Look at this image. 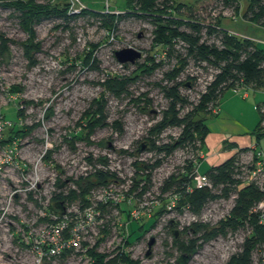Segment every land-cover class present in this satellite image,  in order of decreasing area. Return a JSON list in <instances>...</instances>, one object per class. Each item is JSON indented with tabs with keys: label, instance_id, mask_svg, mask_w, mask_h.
<instances>
[{
	"label": "rangeland",
	"instance_id": "rangeland-1",
	"mask_svg": "<svg viewBox=\"0 0 264 264\" xmlns=\"http://www.w3.org/2000/svg\"><path fill=\"white\" fill-rule=\"evenodd\" d=\"M37 1L41 4H55L60 0ZM80 1L93 12H125V0ZM177 1L195 5L194 12L205 22L221 16L222 27L237 34L253 36L257 38L258 46L264 48V27L242 17L248 7L247 0H238L240 12L236 15L232 9H225L216 0ZM13 15L12 9L0 4V36L11 40L8 44L9 51L4 55L0 51V137L6 132L7 126L4 125L10 124H14L16 128L25 127L29 135L13 148L0 144V264L11 263V259L18 256L20 242L36 243L45 239L42 226L46 221L39 220L40 216L52 214L48 210L52 197L62 195L69 187L75 186L74 182L80 176L93 171L88 157L98 168L106 169L97 162L98 158L105 156L109 165L107 169L126 173L130 169L129 163L139 162V158L145 159L142 163L149 164L155 160V154L148 149V137L162 144L172 141L179 134L176 127H168L157 137L149 134V129L159 121L168 107L162 87L171 84L166 80L165 74L176 64L175 54L174 57H167L165 52L153 49L154 26L149 20L124 17L113 33L108 32L90 15L76 13L70 20H45L35 26V42L40 43V50L33 58L37 65L30 66L22 46L28 39V34L22 30L18 19ZM205 37L210 43L219 44L216 37ZM242 37L247 38L245 35ZM126 48L141 51L142 57L135 63L119 62L115 52ZM175 48L176 52H185L182 41ZM159 52L154 60L159 67L152 74L136 80L130 86L128 95L105 96V113L109 121L107 126L97 129L89 140L65 139L71 133L83 132L80 125L91 112L93 101L100 97L102 87L99 83L104 78L110 75H130L144 62L152 65L151 57ZM87 55L94 59L98 69L80 61ZM214 73L212 66L198 65L192 59L189 61L185 71L177 79L184 81L189 76L195 79L194 86L188 84L180 88L181 95L189 102L181 110V114L196 105L199 94L205 90ZM12 88L19 89L17 95L9 92ZM138 97L146 98L144 108L134 102ZM263 107L264 103L258 107L261 114ZM20 109L23 111L22 117L18 116ZM217 113L212 112V116ZM212 118L207 117L206 121ZM115 121L121 124V130L113 125ZM258 121L259 118L256 122ZM263 124L264 118L261 126ZM261 143L264 144V137L261 138ZM248 149L249 147L245 150ZM191 150L189 146L181 147L163 158L155 174L160 187L156 188L157 185L151 183L145 201L122 203L119 212L109 208L110 213L106 216L89 221L86 224L88 233L82 235V241L94 244L100 229L108 226L109 234L103 250L113 251L124 234L127 235L147 222L166 203L167 212L157 218L155 226L147 230L146 224L144 230L133 234L129 254L131 259L140 261V264H175L176 258L180 256L175 242L188 245L202 234L199 232L195 235L192 230L186 229L198 221H204V225L208 227L216 226L231 213L238 196L232 191L228 198L208 201L199 213H194L189 208L178 210L175 207L177 196L164 194L162 186L169 176L184 173L188 162H193ZM245 150L236 154L239 166L246 161L241 154ZM48 151L52 154L46 158ZM202 159L198 157L199 174L210 168L205 163L200 170ZM240 176L241 170H236L234 177L240 179ZM57 180L62 181L59 186L56 185ZM262 182L264 181H259ZM213 191L219 194V190ZM164 198L167 201H163ZM143 203L145 207L141 209L139 218L132 221L131 212L139 209ZM75 208L79 206L75 205L73 209ZM127 211H130L129 216ZM250 232L248 227H243L209 241L198 238L195 252L187 264H226L232 255L241 251L245 237ZM16 236L20 237V242L15 240ZM150 241L153 244L149 248ZM263 244L264 242L253 251L252 264H258L255 255L259 254ZM59 263L69 264V259L63 257Z\"/></svg>",
	"mask_w": 264,
	"mask_h": 264
},
{
	"label": "trees",
	"instance_id": "trees-1",
	"mask_svg": "<svg viewBox=\"0 0 264 264\" xmlns=\"http://www.w3.org/2000/svg\"><path fill=\"white\" fill-rule=\"evenodd\" d=\"M216 1L222 3L224 8L226 7L225 9H232L235 15L238 11L240 12L238 0ZM247 1L248 7L242 17L258 26L264 27V0ZM0 4L13 10V16L18 19L22 30L28 34V39L22 43V46L30 66L37 65L33 58L34 54L40 50V43L35 42V26L48 19L70 20L76 16V14L69 11V3L66 0H60L55 4L50 2L41 4L37 0H7L0 2ZM194 10L195 5L177 0H125L124 14H116L113 11L93 12L88 9L79 13L90 15L99 21L108 32L112 33L117 30V24L124 17L149 20L154 26L153 49L165 52L167 57H174L175 54L176 64L170 72L165 74L166 80L171 84L162 87L168 100V107L163 111L159 121L149 129V134H155L157 137L168 127L178 128L179 134L172 141L162 144H158L152 137L147 138L148 149L155 154V160L150 164L134 162L136 167L134 185L138 186L142 180H145L147 184L144 186V190L150 188L152 172L161 164L163 158L168 157L178 148L186 146H189L193 151H202L208 134V127L205 123L206 118L212 115V109L218 105L224 92L240 87H248L254 90L264 89V48L258 46L256 42L249 38L230 33V31L222 27L221 16L215 17L211 22H205L196 15ZM205 36L208 38L216 37L219 44L216 42L210 43ZM180 41L185 44L184 53L176 52L175 47ZM10 42V39L0 36V51L2 55L9 51L8 44ZM157 54H160V52L151 57L152 65L144 62L138 65L130 75H110L104 78L99 83L102 87L100 97L93 101L90 108L91 112H89L85 120L83 119L84 121L80 125V129H83V132L80 134L71 133L65 139L67 141H75L78 138L89 140L97 129L107 126L109 121L105 113V96L107 94H113L117 97L128 95L130 86L136 80L146 74H152L159 67L154 62ZM191 59L198 65L206 64L207 66H212L215 69V73L212 80L205 86V90L199 94L196 105H193L190 111L181 114V110H184L189 102L181 95L180 88L188 84L194 86L195 79L190 76L184 81H178L177 79L185 71ZM80 61L87 66H94V69H98L94 59L88 57V55L81 58ZM9 92L17 95L19 89L12 88ZM145 100V97H138L134 102L141 106L140 108H144ZM201 114L204 116L199 117ZM18 116H23L21 109L18 111ZM263 118L264 114L260 113V120L252 132L257 141L264 137V127L261 126ZM113 125L116 129L121 130V124L118 121H115ZM4 126H7L6 132L0 137V144L3 146L9 145L13 148L20 140L29 135L25 127L16 128L14 124ZM46 154H48L46 158H49L48 156L52 153L48 151ZM236 156L220 165L211 167L204 173L208 175L212 188L187 190L192 185L191 173L194 170L192 162H188L189 164L186 165L184 173L179 172L171 175L163 182L162 192L177 196L175 207L178 210L189 208L194 213H199L208 201L220 197L228 198L232 191L238 194L231 213L226 219L220 220L216 226L208 227L207 225L196 224L186 229V231L192 230L195 235L199 232L202 234L201 237H195L188 245L175 242L180 252L175 264H187L195 252L198 238L209 241L219 235L225 236L230 231H236L243 227H248L251 232L245 237L241 251L232 255L226 264H252L253 251L264 242V219L260 221L258 214L252 212V208L258 202L264 200V188L261 189L254 184L244 183L234 177L237 168ZM87 160L92 165L93 171L75 181L79 193L71 190L66 197H62L61 194L55 195L48 205L50 212L56 215L62 214L68 205L75 202L73 200L77 197L81 199V201H78L81 211L93 207V201L88 200L91 191L99 186L107 185L112 180L113 175L109 171L97 168V165L89 157ZM97 162H105V158L100 157ZM56 168L58 169L59 167L56 166ZM144 169L148 170V173L141 172ZM61 183L62 181L60 180L56 181L57 186ZM213 189L219 190V194H216ZM63 199L69 201H62ZM111 204V201L106 203L98 202L95 211L99 210L102 216H106L110 213ZM165 204L159 207L147 219V222L140 224L136 229L128 233V237L124 241L126 246L132 245L133 241L131 238L133 234L144 230L146 224L148 225L147 230L155 226L157 218L167 212ZM100 234L102 237L97 244L89 249L93 264H140V261L131 259L128 253L122 251L121 247L116 248L112 257L109 253L102 254L97 252L98 245L109 234L108 226L102 227ZM64 235L66 237L69 236V230H66ZM15 240L19 241L20 237L16 236ZM43 247L47 249L48 246L43 245Z\"/></svg>",
	"mask_w": 264,
	"mask_h": 264
},
{
	"label": "built area",
	"instance_id": "built-area-1",
	"mask_svg": "<svg viewBox=\"0 0 264 264\" xmlns=\"http://www.w3.org/2000/svg\"><path fill=\"white\" fill-rule=\"evenodd\" d=\"M2 1L7 0H0V2ZM67 2L69 3L68 8L71 13H81L83 10L87 9V7L80 0H67ZM216 107L212 109L213 113L217 111ZM262 113L264 114V107L262 108ZM241 154H243V157L246 158V161L241 163L240 166L238 161H236V170H241L239 180L244 183L257 184L256 186L263 189L264 182L259 183V181H264V154L258 148V144L251 145L248 150L243 151ZM191 156L193 162H190L194 164V170L191 173L192 185L189 186L187 190L190 191L193 188H211L212 184L208 175L204 173L199 174L197 171L198 157L202 159L204 156L203 152L201 150H191ZM103 158H105V162H100L98 164L106 169H100L109 171L113 175V178L107 185L99 186L91 191L88 200L93 201V207L81 211L78 202L81 201V199L80 197H77L73 200L75 202L68 205L62 214H43L42 217L40 216L39 220L46 221L43 223L44 226H42V232L45 239L36 243H28L24 241L20 242L19 240L20 244L18 247V256L12 258L11 263L6 264H60L59 261L63 257H66L67 260L69 259V264H93V259L89 255V249L93 248L97 244L102 235L100 233L98 234L94 244L83 242L82 235L84 233H88L89 229L86 224H89V221L103 217L99 210L95 211L98 202L106 203L107 201H111L112 204L110 208H114L117 212H119V206L122 203L131 204L134 201H145L144 198H146L148 194V190H144V186L147 184L145 180H142L138 186L134 185L136 171L134 162L129 163L130 169L126 171V173H121L120 171L112 172L109 168L107 169V167H109L107 158L105 156H103ZM144 161L145 159L139 158L140 163ZM153 171L155 172L152 176L151 183H155L157 185L156 188H158L160 185H158V179L155 177L157 169H154ZM141 172L148 173V170L144 169ZM74 185L75 186L69 187L64 193H62V197L68 196L71 190L79 193L78 186L75 182ZM140 193H142L141 196ZM63 201L69 200L63 199ZM75 205H78L79 208L73 209ZM256 205L257 206L252 210V212L257 213L259 220L262 221L264 219V213H262L264 212V200L258 202ZM144 207L145 203L141 204L139 209L131 212L133 220L139 218L141 209ZM128 212L130 213V211H127V213ZM72 224L74 225L71 226ZM66 230H69V236L67 237L64 235ZM107 236L98 245L97 252L102 254L109 253L111 254V257L114 255L117 247H121V250L125 253L129 254L131 252V246H126L124 244L128 234H124L118 243V246L113 251L105 252L103 248L106 246L107 242L105 243V240L107 239ZM43 245L48 246L47 249H44ZM255 257H257L256 261L258 264H264V244L259 254L255 255Z\"/></svg>",
	"mask_w": 264,
	"mask_h": 264
},
{
	"label": "crops",
	"instance_id": "crops-1",
	"mask_svg": "<svg viewBox=\"0 0 264 264\" xmlns=\"http://www.w3.org/2000/svg\"><path fill=\"white\" fill-rule=\"evenodd\" d=\"M227 30L236 35L253 38L252 40L258 43L257 38L253 36L237 34L229 28ZM227 91L216 107L218 113L209 116L213 118L208 122L205 121L208 134L202 148L204 156L199 166L200 170L205 163L210 168L220 165L253 144H258V148L264 154V144H260L261 139L257 141L252 133L258 124L257 119L260 120L258 107L264 103V89L240 87Z\"/></svg>",
	"mask_w": 264,
	"mask_h": 264
},
{
	"label": "water",
	"instance_id": "water-1",
	"mask_svg": "<svg viewBox=\"0 0 264 264\" xmlns=\"http://www.w3.org/2000/svg\"><path fill=\"white\" fill-rule=\"evenodd\" d=\"M117 60L121 63H135L136 60L142 57V52L134 48H126L115 52ZM153 244V241H150L148 246L149 248ZM149 255V252L147 253Z\"/></svg>",
	"mask_w": 264,
	"mask_h": 264
},
{
	"label": "bare ground",
	"instance_id": "bare-ground-1",
	"mask_svg": "<svg viewBox=\"0 0 264 264\" xmlns=\"http://www.w3.org/2000/svg\"><path fill=\"white\" fill-rule=\"evenodd\" d=\"M264 127V126H263ZM196 224H198V225H204V221H198V222H194L193 223V225H196Z\"/></svg>",
	"mask_w": 264,
	"mask_h": 264
}]
</instances>
